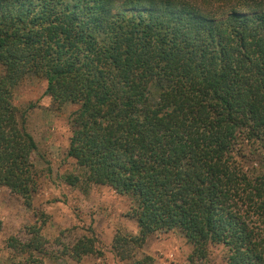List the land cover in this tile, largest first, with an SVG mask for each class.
<instances>
[{
	"label": "trees",
	"instance_id": "1",
	"mask_svg": "<svg viewBox=\"0 0 264 264\" xmlns=\"http://www.w3.org/2000/svg\"><path fill=\"white\" fill-rule=\"evenodd\" d=\"M0 64V186L26 205L36 190L11 99L40 76L78 105L65 182L130 197L138 233L115 238L121 259L171 230L193 260L221 245L226 264H264V0H0ZM38 228L7 237L8 264H43ZM70 251L93 253L92 238Z\"/></svg>",
	"mask_w": 264,
	"mask_h": 264
},
{
	"label": "rangeland",
	"instance_id": "2",
	"mask_svg": "<svg viewBox=\"0 0 264 264\" xmlns=\"http://www.w3.org/2000/svg\"><path fill=\"white\" fill-rule=\"evenodd\" d=\"M2 71L0 64V74ZM45 88V79L34 75L12 88L18 122L36 142L31 160L37 179L29 205L20 195L0 186V264L19 257L6 245L7 237L25 240L32 226L39 227L45 239L43 264H144L145 256L152 258L151 264H226L221 245H210L206 257L191 259V245L171 230L149 234L141 246L132 242L123 245L129 256L121 259L115 238L123 243L138 233L129 215L130 197L108 185L92 184L83 191L65 182L64 176L76 171L67 146L71 113L78 105L56 104ZM86 236L92 238L95 251L74 257L72 246Z\"/></svg>",
	"mask_w": 264,
	"mask_h": 264
}]
</instances>
